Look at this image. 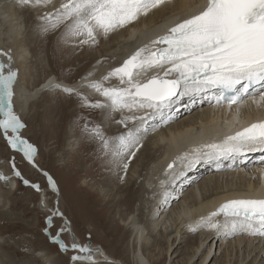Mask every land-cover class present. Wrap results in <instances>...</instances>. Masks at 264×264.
<instances>
[{
    "label": "bare ground",
    "instance_id": "obj_1",
    "mask_svg": "<svg viewBox=\"0 0 264 264\" xmlns=\"http://www.w3.org/2000/svg\"><path fill=\"white\" fill-rule=\"evenodd\" d=\"M66 2L67 0H51V3L46 6L24 5L20 7L17 0H0V64L7 65L4 67L5 73L9 67L17 72L13 86L12 104L15 114L19 118L26 109V115L30 113L33 102L50 85H53V89L60 91H63L62 87H55L54 85L75 87L90 96H100L99 93L86 86L92 81H102L105 87H120L118 77H110L108 80H103V77L122 64L138 48L160 36L183 18L198 11L206 0H168V3L153 9L147 16H141L138 20L104 35L99 49L94 53L92 65L85 73L86 76L69 82L49 75L42 83L34 86L31 82L29 69L32 67L30 64L32 52L25 33L28 26L25 24L27 21L25 17L34 18L38 21L37 23H41L45 27V21L40 20L44 14L52 13L55 16L56 10L60 9V5ZM157 47L160 46L157 45ZM107 57L114 61H106ZM157 71L163 75L162 70H153L148 73V77L156 74ZM257 84L259 88L254 92L247 91L245 96L248 99L245 102L237 103L236 106L202 108L203 106L198 105L212 104L214 100L210 95L211 93L204 92L182 96L178 101H173L169 108L163 110V115L159 112L154 113V110L149 108L117 111V116L123 118L125 124L133 123L131 120H134L136 125L130 129L131 131L135 132L136 129H140L137 133L138 144L131 146L126 151L128 154L126 157L127 168L120 164L122 169L116 170V168L109 172L107 178L108 181L111 178L110 181L112 182L111 185L107 181L108 185L110 184L109 189H102L100 183H95L94 180V183H87L84 175L77 188L78 191L82 188L86 189V187L96 189V191L100 188L98 191L103 198L109 194L106 203L114 212V216H119L120 221L111 233L117 238L116 235L121 232L120 240L123 244V258L119 259L118 263L113 264H264V236L250 235L239 231L236 233L217 231L206 225H199L201 217H207L209 213L215 211L216 207L226 198L264 195V150L257 148L230 155L226 159L229 163L228 168L217 173L206 170L216 164L217 159L201 158L189 166L188 159L184 158L185 154L191 155L194 148L204 144L216 143L212 141L216 136L218 124L225 128L264 116V99H262L264 97V91H262L264 90V82ZM101 98L98 97L99 100L104 101L105 98L102 96ZM181 101H185V106L178 108ZM157 114L161 117L172 114L176 119L172 117L171 124L165 125L164 121L157 120ZM132 116L137 117V119H125ZM140 117L145 119L143 124L139 120ZM145 129L148 132L143 134ZM1 131L0 142L3 137ZM8 134L11 135L12 133ZM64 139V151L73 155L74 151L77 150L78 142H75L76 139L73 138L70 130H67ZM114 146L116 147V145ZM139 146L141 148L137 149ZM12 150L23 156L22 152L13 148ZM1 152L0 155H2ZM177 157H181V159H177ZM24 159L27 160L25 157ZM202 159L208 160L202 161ZM27 162L36 165L35 162L32 163L28 160ZM170 162L173 163L172 169H168ZM116 163L118 162L116 161ZM2 167L10 172L3 174V177L8 179L12 175L11 180L15 181L11 189L6 182L7 180L0 178V215H9L12 212L8 206L9 194L12 190L18 189L19 183L14 178L15 173L10 162L7 166L0 164V168ZM33 167L35 173L41 174L49 183L48 176L51 175L43 171L40 166ZM115 171H117L116 174ZM118 171L127 172L126 177L122 174L126 178V180L122 178L124 181L123 189H120L119 185L116 184ZM199 171H202V174L197 179L184 185L192 175ZM122 175L121 177H123ZM176 179H178V185L171 187L170 183ZM53 181L55 182V180ZM161 181L164 183L161 184ZM55 185L58 192L50 184L40 191L44 194L41 195L43 201H40L45 204L42 211L47 216H53L52 213L57 208L61 212L60 206L62 207L63 204L61 191L59 193L56 182ZM104 185L101 184V186ZM135 188L137 195H133L131 192ZM180 188L181 194H177ZM197 192H200L201 198ZM123 199L127 202V207L119 209V205L116 203ZM136 202L138 207L133 209ZM128 209L130 212L126 214ZM215 219L223 220L220 216ZM11 223L15 224V222ZM190 226L196 230H191ZM0 245L10 246L8 241H3V244L0 243ZM88 248L96 250L93 247ZM21 249L24 251V247L13 250L10 256L8 254L9 257L2 256L0 253V264L56 263L54 260L56 256L46 252V250L44 251L42 247L36 250L33 256L31 254L26 256ZM77 251L79 250L77 249ZM94 252L92 259L97 257ZM78 253L79 255H86ZM23 256L25 257L23 261L17 260L18 257ZM179 257L180 259L177 260ZM195 257L200 258L198 262L192 261ZM106 261H108L107 258ZM69 263L92 264L88 260L75 262L71 260Z\"/></svg>",
    "mask_w": 264,
    "mask_h": 264
},
{
    "label": "snow or ice",
    "instance_id": "obj_2",
    "mask_svg": "<svg viewBox=\"0 0 264 264\" xmlns=\"http://www.w3.org/2000/svg\"><path fill=\"white\" fill-rule=\"evenodd\" d=\"M17 3L21 6H46L51 0H17ZM166 3L168 0H67L56 10L55 16L52 13L44 14L42 19L49 21L44 31L70 19L71 35L85 37L80 41L82 44H95L97 32L107 35L141 16H147L153 9ZM4 67L0 64V130L11 148L22 152L29 162L34 163L37 149L21 137L20 130L25 125L13 110V86L17 72L9 67L5 73ZM153 70H162L163 75L157 71L148 78V73ZM169 76L173 78H168ZM110 77H118L121 86L105 87L102 81H92L86 85L104 97V101L93 102L75 87L54 86L62 87L65 93L75 94L86 107L109 109L112 112L149 108L161 115L177 97L212 89L236 90L237 85L241 86L243 92H247L253 84L264 82V0H206L198 11L175 23L165 34L138 48L121 66L112 69L103 77V80ZM222 98L218 97V102ZM239 99V95L232 96L228 102L237 103ZM139 120L141 124L145 122L144 117ZM124 122L123 119L119 121ZM9 130L11 135L8 134ZM84 131L91 138L99 140L103 147H108V140L100 125L89 127L85 124ZM139 131L140 129L135 132L129 130L119 137L121 152L138 144ZM257 148L264 150V120L251 123L242 130L225 136L220 143L194 148L191 155L185 154L184 158L188 159L191 166L201 158L227 157ZM172 168L173 163L168 164V169ZM15 175L20 176L19 171ZM45 175L48 176L47 173ZM0 178L7 179L2 173ZM48 180L50 186L58 192L51 176H48ZM24 183L29 182L25 180ZM32 187L39 190L38 184ZM52 215L63 217L58 208ZM221 215L222 221L215 219ZM47 224L51 226L52 216L47 217ZM199 225H206L217 231H239L264 236V199L228 200L207 217H201ZM190 228L196 230L191 226ZM47 231L48 228H45V232ZM64 231H71L70 221L67 219L65 225L51 239L59 244L61 251H68L69 246L60 238V232ZM71 249H78L80 253L86 254L74 255V262H92V252L99 251L80 245L74 237Z\"/></svg>",
    "mask_w": 264,
    "mask_h": 264
},
{
    "label": "rangeland",
    "instance_id": "obj_3",
    "mask_svg": "<svg viewBox=\"0 0 264 264\" xmlns=\"http://www.w3.org/2000/svg\"><path fill=\"white\" fill-rule=\"evenodd\" d=\"M18 6L22 7L19 4ZM25 18L27 20L25 24L28 25L25 33L32 52V62L30 63L32 67L29 69L31 82H33L34 86L42 83L49 75H54L58 79L69 82L87 75L85 73L92 65L94 53L99 49L100 43L103 41L104 34L102 32H97V42L95 44L91 42L82 44L80 41L85 39V37L74 36L70 33V19L62 21L55 28H49L48 31H44L49 21L40 19L46 23V26L43 27L41 23H37L36 19ZM106 61L114 60L107 57ZM52 86L46 87L45 89L47 90L44 89L45 91L40 93L39 97L31 105L28 115H26V109L20 117L21 122L25 125L20 130L21 137L28 140L37 149L34 160L36 165L29 164L21 154L12 150L11 146H8L3 131H1L3 137L0 142V152H3L0 155V164L7 166L10 162L13 172L19 171L20 176L15 175L14 177L19 183L18 189L16 191L12 190L9 194L8 206H10L12 212L9 215H0V243L3 244V241H8L10 244V246L0 245V253L2 256H8V254L10 256L13 250L24 247V251L21 249L23 254L26 256L31 254L33 256L36 250L42 247L44 251L46 250V252L56 256L54 257L55 264H70L69 261L72 260V257L79 255V251L71 249L74 237L76 242L82 246L87 245V247H93L101 251H93L97 256L96 258L101 260L105 257L108 259L105 262L94 260L92 264L93 262L94 264L118 263L119 259L123 258V244L120 240L121 232L116 235L117 238L111 233L120 221L119 216H116V220L114 212L106 203L109 194L103 195L106 199L101 197V193L98 191L100 188L97 191L89 187L78 191L77 188L81 178L86 176L85 181L87 183L94 180L95 183H100L102 189H109V185H112L111 178L109 181L107 178L109 172L114 171L116 168V170L122 169V166L126 165V157L128 156L126 151L120 152L119 137L125 135L136 123L134 120H131L133 123L130 124L119 123L123 118L121 119L120 116H117V111L112 112L109 109L86 107L83 101L75 94H68L64 91L53 89ZM79 91L93 102L99 100L98 97L101 98V95L90 96L82 90ZM85 124H88L89 127L97 124L101 126L104 136L108 140L107 148L103 147L99 140L91 138L84 131ZM67 130H70L73 138L78 139L77 141L75 140L78 144L77 150L74 151L73 155L63 149ZM9 133L11 134L10 130ZM140 148L141 146L137 147V149ZM120 157L123 159H119ZM13 164L15 167H13ZM33 166H40L43 171L48 172L55 180L57 187H59V193L61 191L63 204L60 208L63 217L52 216L51 226L47 224V217L49 216L42 211L45 204L40 202L43 201L42 196L44 195L40 191L46 188L49 183L41 174L35 173ZM7 172L8 170L4 167L0 168V173L5 174ZM116 173L117 171H115ZM122 174L127 176L126 171L123 173L118 171V175H116L118 178V180L116 179V184L119 185L120 189H123V179L126 180V176L124 177ZM11 178L12 175L6 179V182L12 189L15 181H12ZM25 180L29 183L25 184ZM107 181L110 183L109 185ZM105 182H107L106 185H104ZM37 184L39 185V190L32 187V185ZM101 184L104 186H101ZM131 192L133 195L138 194L136 188L132 189ZM116 204L119 205V209L127 207L125 199L117 201ZM134 206L133 209L138 207V203L136 202ZM129 212L130 209H128L126 214ZM65 219L70 221L71 231L60 232V238L69 246V250L61 251L59 244L54 242L51 237L56 236L59 229L65 225ZM11 222H15V224ZM45 228H48L47 232H45ZM87 242L90 243L87 244ZM24 258V256L18 257L17 260L23 261ZM179 259L180 257L177 258V260ZM199 259L195 257L192 261L196 260L198 262Z\"/></svg>",
    "mask_w": 264,
    "mask_h": 264
},
{
    "label": "water",
    "instance_id": "obj_4",
    "mask_svg": "<svg viewBox=\"0 0 264 264\" xmlns=\"http://www.w3.org/2000/svg\"><path fill=\"white\" fill-rule=\"evenodd\" d=\"M121 66V65H120ZM5 67H7V65H5ZM119 67V66H118ZM87 243H89V242H87Z\"/></svg>",
    "mask_w": 264,
    "mask_h": 264
}]
</instances>
